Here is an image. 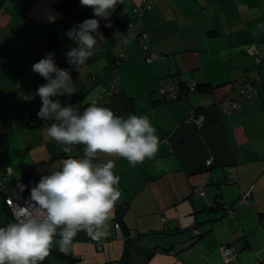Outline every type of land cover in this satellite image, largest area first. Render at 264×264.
<instances>
[{"label":"crops","instance_id":"obj_1","mask_svg":"<svg viewBox=\"0 0 264 264\" xmlns=\"http://www.w3.org/2000/svg\"><path fill=\"white\" fill-rule=\"evenodd\" d=\"M55 1L0 5V173L5 185L25 182L29 194L65 159L83 157V145L65 150L47 136L49 125L30 128L23 115L24 107H41L36 90L47 83L32 65L51 52L57 67H70L65 53L74 42L46 48L59 15ZM150 1L136 11L142 0H122L107 20L94 17L102 36L97 51L70 73L78 92L60 99L81 112L95 101L118 116H147L163 163L133 167L100 154L95 162L114 160L122 192L101 247L81 231L67 253L54 243L59 253L43 264H120L131 231L127 264H264V0ZM127 22L132 37L122 42ZM248 83L250 95L227 112L224 99ZM161 87H180L183 98L166 100ZM192 110L201 125L186 120ZM203 180L199 194L195 186ZM5 193L0 226L14 222ZM222 245L236 252L233 261L223 260Z\"/></svg>","mask_w":264,"mask_h":264},{"label":"clouds","instance_id":"obj_2","mask_svg":"<svg viewBox=\"0 0 264 264\" xmlns=\"http://www.w3.org/2000/svg\"><path fill=\"white\" fill-rule=\"evenodd\" d=\"M118 3L122 0H80L105 20ZM98 28L97 19H85L66 32L75 44L65 53L70 67H57L51 52L32 65L47 81L36 90L41 101L37 116L51 121L47 136L69 148L83 145V157L67 158L59 170L41 176L30 190L28 208L15 222L0 226V264H43L54 243L67 253L81 231L97 241L107 235L122 192L114 160L95 162L100 154L124 158L133 167L145 160L163 163L156 160L160 139L147 116H118L95 101L81 112L60 99L78 92L70 73L79 72L96 53L97 36L102 37Z\"/></svg>","mask_w":264,"mask_h":264},{"label":"built area","instance_id":"obj_3","mask_svg":"<svg viewBox=\"0 0 264 264\" xmlns=\"http://www.w3.org/2000/svg\"><path fill=\"white\" fill-rule=\"evenodd\" d=\"M150 7H151V1L150 0H142L141 4L136 6L134 8V10L140 11L142 9H149ZM131 27H132V22H127L125 32H124V36L122 38V42H124L127 39L132 37L130 34ZM144 36H146L145 33H143L139 37V41H141V39L144 38ZM120 56H123V55H120ZM148 57H149V59H160L161 58L160 56H158L157 54H154V53H149ZM191 86H193V84ZM251 89H253V84L248 83V84H245L243 86V88L238 90V92H236L235 94L227 96L223 101L224 109L227 112H231V111L236 110L239 107V105H238L239 99L238 98H240L241 96L248 97L250 95ZM160 93L162 94V96L166 100L176 99L179 95L178 87H174V88L161 87ZM186 120L191 121V122H193L199 126L203 123L204 119L199 114L198 111L192 110L187 115ZM68 148L69 147H65V150H67ZM206 164L207 165L210 164V161H207ZM207 182H208L207 180H203L201 183H199L198 185L195 186V190L199 194H203L204 186L206 185ZM4 188L6 189V193L3 197V202H4V205L7 207L9 214L13 218V221L15 222L17 220V218L20 216V214L26 208H28V205H26L27 202H30V194L27 192L28 187H27L26 183L22 182V181H17V182H14L13 184L5 185V179L0 173V191H2ZM247 194L248 193H244L242 195V197L240 199L241 202L246 201V195ZM115 227L117 228L120 235H122L121 229H120V226L118 223L115 224ZM195 234H198V232L196 230H195ZM128 236L133 237V236H135V233L133 231H131L128 233ZM96 245L98 248H100L101 242L97 241ZM220 251H221L222 258L225 262H231L236 257V252H234L233 248H231L230 246L222 245V246H220Z\"/></svg>","mask_w":264,"mask_h":264},{"label":"trees","instance_id":"obj_4","mask_svg":"<svg viewBox=\"0 0 264 264\" xmlns=\"http://www.w3.org/2000/svg\"><path fill=\"white\" fill-rule=\"evenodd\" d=\"M3 1L4 0H0V5L2 4ZM53 6L58 11L59 15L52 22V29L46 42V48L48 49L57 48L69 42L70 38L66 35V32L69 29L81 24L85 19H94L95 17L90 7L82 6L80 4V0H57L53 3ZM196 86L194 85L193 88ZM189 87L190 86H188V88ZM179 88L180 87H178L179 95L175 100H180L181 98H183L182 92H180ZM241 97H246V96H241ZM39 109H40L39 106L34 108L24 107L23 115L29 116L28 118H25V124L28 127L36 128L51 124V121L45 123L38 118L37 112L39 111ZM195 235L196 234H194V236ZM134 238H135L134 236L129 237L128 235L124 237L125 248L122 257L119 260L120 264H127L130 245ZM58 253L59 252L55 250L50 251V255L51 254L57 255Z\"/></svg>","mask_w":264,"mask_h":264}]
</instances>
